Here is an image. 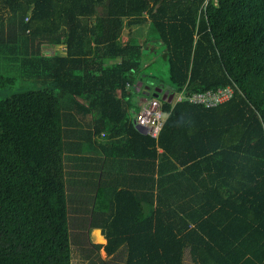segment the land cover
Here are the masks:
<instances>
[{"label": "trees", "instance_id": "obj_1", "mask_svg": "<svg viewBox=\"0 0 264 264\" xmlns=\"http://www.w3.org/2000/svg\"><path fill=\"white\" fill-rule=\"evenodd\" d=\"M161 50L175 95H234L159 99L153 138L135 99ZM18 79L42 89L0 100V264H264V0H0Z\"/></svg>", "mask_w": 264, "mask_h": 264}, {"label": "rangeland", "instance_id": "obj_2", "mask_svg": "<svg viewBox=\"0 0 264 264\" xmlns=\"http://www.w3.org/2000/svg\"><path fill=\"white\" fill-rule=\"evenodd\" d=\"M147 31H148V27L134 28L133 29V36L134 37H145L147 35L146 34ZM124 37H125V39H128L130 37L127 30L124 32ZM53 49H55V48L46 47L45 51L47 53L52 54ZM1 71L4 72L3 70H1ZM148 72L153 73L157 78V79L153 80V82H152L153 86H155L156 84H159V85L163 86L164 89L170 90V88H169L170 87L169 66H168L166 59L163 56L162 50L159 51V55L157 58H155L154 63H152L150 67H148L144 70V73H148ZM38 89H42V87L36 83L18 79L16 81V83L14 84V86L8 87L5 89H0V100H4L6 98H9L13 94L25 92L28 90H38ZM149 97L150 96L144 94V91H142L140 94L137 95V97L135 99V103L137 106L136 112H138V110L141 109L142 106L145 104V100H142V99L148 100ZM72 193H73V191H72V189H70L71 196L73 198H75L74 194H72ZM75 218H77V217H75ZM76 220H72V222H71V230L73 233V239H75L74 238V235L76 234L75 231H77L78 233L80 231H82V229L77 227L78 225L76 222L78 220L77 221ZM91 241H92V245L99 247L100 256L103 259H108V258L112 257V253L106 249L107 241L105 240L104 236L101 234L100 230L92 231ZM73 249H74V251H73V264H89V263L84 262L82 260L81 254L79 253V251L77 249V245H73Z\"/></svg>", "mask_w": 264, "mask_h": 264}, {"label": "built area", "instance_id": "obj_3", "mask_svg": "<svg viewBox=\"0 0 264 264\" xmlns=\"http://www.w3.org/2000/svg\"><path fill=\"white\" fill-rule=\"evenodd\" d=\"M234 89L227 87L217 91H207L202 93H194L190 96L181 92L174 94L173 101L175 103L188 100L190 103L202 105L206 108H214L224 104L232 99ZM167 119V114L164 113L162 103L159 99H148L142 108L138 111L135 122L137 126L145 129L146 134L153 138H158Z\"/></svg>", "mask_w": 264, "mask_h": 264}, {"label": "water", "instance_id": "obj_4", "mask_svg": "<svg viewBox=\"0 0 264 264\" xmlns=\"http://www.w3.org/2000/svg\"><path fill=\"white\" fill-rule=\"evenodd\" d=\"M154 97L157 99L166 100L169 99V102H172L174 98V92H171L169 89H163V88H155L154 89ZM137 128L142 132L146 133L145 129L137 126Z\"/></svg>", "mask_w": 264, "mask_h": 264}, {"label": "crops", "instance_id": "obj_5", "mask_svg": "<svg viewBox=\"0 0 264 264\" xmlns=\"http://www.w3.org/2000/svg\"><path fill=\"white\" fill-rule=\"evenodd\" d=\"M148 35V31L146 33ZM130 36H133V31L132 33L129 34ZM147 35L145 37H142V38H146ZM55 49H53V54H62L64 55L65 54V48L64 47H54ZM142 100H145V102L147 101L146 99H142ZM101 231V230H100ZM105 238V237H104ZM106 240V239H105ZM107 241V240H106Z\"/></svg>", "mask_w": 264, "mask_h": 264}]
</instances>
